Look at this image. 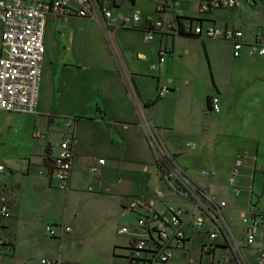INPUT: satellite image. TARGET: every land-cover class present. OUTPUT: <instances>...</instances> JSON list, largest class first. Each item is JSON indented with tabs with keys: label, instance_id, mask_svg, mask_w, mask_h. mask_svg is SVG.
Returning <instances> with one entry per match:
<instances>
[{
	"label": "crops",
	"instance_id": "0c3cea01",
	"mask_svg": "<svg viewBox=\"0 0 264 264\" xmlns=\"http://www.w3.org/2000/svg\"><path fill=\"white\" fill-rule=\"evenodd\" d=\"M131 2L132 5L136 4V0H131ZM152 2L157 18L149 20L168 23L174 21L175 15H177L180 17V20L185 22L191 21L193 25L199 22L201 26L233 27L242 31L243 40L247 44L252 43L258 35L264 36L263 25L250 23V21L257 22L255 9L259 3L264 7V0H260L253 6L244 5L242 8L234 11H214L204 16L198 13L195 0H176L173 9L171 11L165 10L164 12H157L155 10V0H152ZM118 7L119 3L114 0L111 7L113 14ZM135 12L139 13V10ZM165 16L168 18L164 19ZM67 21L68 19L64 20L49 16L45 33L48 25H51L54 31L60 32L63 24L67 23ZM146 21L140 28L142 33V28L145 26ZM118 30L119 28L115 27L113 32L114 39ZM156 35L160 39L158 41L156 39L151 41L154 53L136 52L134 60L125 61L126 70L131 76L135 98L131 97L127 91L123 76L112 54H110L112 60L101 86L103 92L92 101L88 112L83 113L74 109L67 116L68 118L75 119L73 127V166L67 189L62 190L57 188L56 182L50 180L48 176L50 168L46 166V163L51 165L52 158L57 152L62 132H64V123H61L60 126L58 125V128H61L63 131L55 133L45 130L47 135L42 132L41 134L44 135V138L41 139L42 142L37 144L40 148L39 151L35 154L31 148L27 154V158L29 159L24 160L30 163L37 156L36 162L44 168L45 178L49 181L48 186L50 188H57L65 193V202H67L68 198H74V196L97 198L101 203H109L116 212L118 219L124 220L130 215L126 207L137 197H142L153 203L154 208L160 213H163L168 208L177 207L187 211L191 210L192 207L188 202L174 195L167 188L161 171L155 162L157 151L158 153L161 152L166 156L173 157L177 170L197 188L217 200L225 202L226 207L223 210V214L235 239L241 244L244 238L241 214L247 209V205L251 202L252 198L251 185L248 182L243 183V180L250 177L249 171H251L256 152L260 149V141L254 135L246 134L243 131L235 133L231 141L226 140V138H231V135L224 138L226 135L225 128L222 125L223 113L229 105L232 93L236 91L234 89L236 82L233 80V73L225 75L224 79L219 76L218 78L214 77L210 81L209 86L205 82L203 88H200V84L196 79L197 76H192V73L176 75L172 70V65L176 61H181L188 54V51L179 46L177 42V38L186 37L174 35L160 36L158 34L154 36ZM195 37L208 39L198 36L191 38ZM115 43L120 52L121 48L118 46L116 40ZM166 43L170 46V51L164 59L162 69L150 71L149 67L157 61L156 57L159 47ZM225 43L230 45L229 42L225 41ZM245 49L249 58L254 57L255 60H262L264 62V58L250 55L246 47L243 48L242 52ZM43 65L44 58L41 71ZM145 81L150 82H148L150 84L148 90V86H145ZM161 88H166L167 92L154 102ZM197 91L199 95L194 100ZM214 95L220 101V112L218 114L210 112L208 107L209 98ZM150 102L153 103L145 105ZM195 104L198 106L197 117H193V107ZM6 114L12 115L10 113ZM37 114L36 105L33 114L13 115H16V119H19L18 121L20 122L24 121V117L32 116L34 117L33 125L35 127L39 125L40 127ZM213 115L221 116L216 117ZM180 122L184 124H180ZM50 124H52V121ZM20 125L13 124L15 128L13 130L14 133L17 132ZM247 125V121L239 123L240 127L247 128ZM34 132L36 131L31 132V138L34 141H39L33 138ZM192 132L196 134H192ZM54 133L59 134V142L53 139ZM185 135H193L194 138L198 139L197 141L200 144L190 142L178 143L179 137L183 138ZM151 141L154 143H151ZM244 143L252 146V148L245 146ZM100 158L105 159L104 165L99 166L96 174L91 173L93 164ZM41 161H43V164ZM19 166L22 167V164H19ZM129 167L138 169L140 176L145 175L147 179L143 180L139 178L134 181L131 178L132 180H128V172L132 171ZM8 170L7 167L3 181L9 191L11 216L5 223L3 236L13 247V255L10 257L13 258L16 250L15 234L17 233L16 223L18 221L15 202L19 196L18 190L20 187L12 185L14 182L9 177V175H12V172ZM233 171L235 172L234 176H232ZM231 177H233V185L229 183ZM150 181L155 182L151 187L157 186L153 191H151ZM11 186L15 188L14 191ZM161 187L164 188V192L161 190ZM132 190H135L134 197H130L126 203V199L130 196ZM155 190H159L163 194L162 199L155 197ZM233 190H237L238 194L235 195ZM168 196L179 198L183 202V205H187L188 207L168 202L166 200ZM255 207L261 212L257 204H255ZM120 209L122 210L120 211ZM190 222L191 219L185 225L187 240L183 248L172 251L168 264H230V253L226 248L223 238L218 235L213 248L205 252L202 246L208 243L206 231L210 226L207 225L205 230L199 232L192 229ZM121 228L133 230L134 226L129 225ZM8 231H11L10 236L8 235ZM120 235H128L126 244L123 246L114 245L111 249L110 260L105 264H128L125 255L130 235L129 233ZM258 235L259 238L255 240L250 248H242L245 264H258L259 253L262 252L264 254V250L261 249L262 247L259 243V239L264 238L261 230H259ZM118 250L121 252H118ZM253 256H255V261L252 262L251 258ZM58 258L47 259L54 260ZM59 259L64 264H78L67 263L65 260ZM22 264H26V262L24 261Z\"/></svg>",
	"mask_w": 264,
	"mask_h": 264
},
{
	"label": "rangeland",
	"instance_id": "374dc122",
	"mask_svg": "<svg viewBox=\"0 0 264 264\" xmlns=\"http://www.w3.org/2000/svg\"><path fill=\"white\" fill-rule=\"evenodd\" d=\"M116 1L119 7L114 14L130 18L136 10H139L140 15L138 23L131 25L126 22V27H119L115 39L112 35L113 40H116L121 48L122 65L126 69L125 61L134 60L136 52L154 53L151 42L143 43V33L140 28L145 20L157 17L152 0H136L135 5H132L131 0ZM255 10L258 20L250 23H259L264 27L263 5L259 3ZM153 39L158 41L160 38L156 35ZM177 39L179 46L186 49L188 54L172 65L176 75L192 73V76H197L199 87L203 88L205 82L209 86L214 77L219 76L224 79L225 75L233 73L236 91L232 93L229 105L223 113L222 125L226 135L224 138L231 135V138H226L231 141L235 133L243 131L254 135L260 141V149L256 152L249 171L250 177L245 178L243 183H250L251 202L257 204L258 209L264 213V62L255 60L254 57L249 58L246 49L240 57H233L231 44L225 41L196 37ZM44 47V65L40 74L37 99V120L40 127L33 125L32 116L24 117V121L20 122L16 119V115L0 112V162L12 172V175H9L14 182L12 185L20 187L15 202L18 216L15 256L5 257L1 264H22L24 261L26 264H38L42 258L55 257L67 263L105 264L110 260L114 245L126 244L128 235H120L118 231L121 227L129 225L135 227L136 214L130 213L126 219L120 220L109 203H101L97 198L74 196L65 202V193L48 186L49 181L45 178L44 168L36 162L37 156L30 163L24 159H29L27 154L31 148L36 154L40 149L37 144L42 142L34 141L31 132L45 134L48 130L60 132L62 129L58 128V125L70 119L67 116L74 109L83 113L89 111L92 101L103 92L101 86L112 60L111 52L102 25L95 18H69L60 32L54 31L51 25H48ZM148 82L145 81L147 90L150 86ZM198 91L194 100L199 95ZM197 115L198 106L195 104L193 117ZM243 121L248 122L247 128L239 126ZM13 124H21L16 133L13 132L15 129ZM180 124L184 123L180 122ZM192 134L196 133L192 132ZM179 138L178 143L200 144L193 135ZM53 139L59 142V134H55ZM244 145L252 148L246 143ZM103 160L105 162V159ZM41 163L43 164V161ZM19 164H22V167ZM93 168H96L94 170L97 173L99 168L97 160ZM129 168L132 171L128 172V180L147 179L145 175L140 176L138 169ZM154 183L150 181V187ZM11 187L14 191L15 188ZM155 187L157 186H152L151 191L156 189ZM161 190L163 191L164 188L161 187ZM134 192L135 190L130 192L126 203L130 197H134ZM166 200L188 207L174 196H168ZM63 222L70 228V232L64 234L61 239L47 236V227H52L58 233V227ZM10 232L8 231L9 236ZM259 243L264 250L263 237L259 239ZM251 260L255 261V256Z\"/></svg>",
	"mask_w": 264,
	"mask_h": 264
},
{
	"label": "built area",
	"instance_id": "2783aa9c",
	"mask_svg": "<svg viewBox=\"0 0 264 264\" xmlns=\"http://www.w3.org/2000/svg\"><path fill=\"white\" fill-rule=\"evenodd\" d=\"M114 0H0V112L24 115L33 114L38 99V86L41 74V66L45 54L43 38L47 19L54 18H95L100 21L110 52L119 68L127 91L135 98V91L131 82V76L122 65L121 55L115 41L112 38L115 27H126V22L131 25L140 20L138 12L125 18L114 15L111 7ZM176 0H155V10L164 12L172 10ZM260 0H195L198 13L201 16L219 10H237L244 5L253 6ZM113 27V28H109ZM143 31V43H149L154 35L181 36L190 34L208 39L226 41L231 44L232 55L238 58L243 48L248 49L252 56L264 58V36L258 35L252 43H245L241 30L233 27H216L214 25L201 26L198 22L193 25L191 21L180 20L175 15L172 22L147 20ZM170 51L166 43L157 51V61L149 67L150 71L162 69L164 59ZM167 92L161 88L157 96L161 98ZM209 111L218 114L220 112L219 98L214 95L208 101ZM74 120L64 121V132L58 144L55 156L52 158L48 176L56 182L57 188H68L73 166V135ZM33 138L41 140L44 135L34 132ZM151 143H154L151 141ZM155 150H157L155 148ZM161 171L162 178L167 188L176 196L190 204L191 210L183 208H168L163 213L158 212L153 203L142 197L134 198L126 210L137 216L133 230L121 228L118 234H128L130 239L126 246L125 258L128 264H168L173 250L183 248L187 235L185 225L191 219L190 226L196 231H206L208 243L202 246L203 251L208 252L213 248L218 235H220L230 253V264H245V256L242 248H250L259 230L264 236V214L259 212L255 204L249 202L247 209L241 214L243 224V240L241 244L235 239L223 214L225 202L219 201L206 192L197 188L189 179L177 170L173 157L157 151L156 161ZM103 159L97 160V165H104ZM91 169V173L96 174ZM7 172L5 164L0 162V264L5 257L13 255L11 243L3 236L6 221L11 216L10 197L7 187L4 185V175ZM203 175L204 172H202ZM235 172H232V176ZM233 185V177L229 180ZM235 195L237 190H233ZM157 199H162L163 194L159 190L154 191ZM70 232V228L62 223L58 227V233L52 227L46 228V234L50 238H61ZM38 264H64L58 259L42 258ZM258 264H264V254L258 255Z\"/></svg>",
	"mask_w": 264,
	"mask_h": 264
},
{
	"label": "trees",
	"instance_id": "16d2710c",
	"mask_svg": "<svg viewBox=\"0 0 264 264\" xmlns=\"http://www.w3.org/2000/svg\"><path fill=\"white\" fill-rule=\"evenodd\" d=\"M181 36H185V37H194V36H192V35H190V34H182ZM159 99V97L157 96L156 98H155V100H154V102L155 101H157ZM151 103H153V102H150V103H146L145 105H149V104H151ZM209 107V106H208ZM74 120V122H75V119H73ZM46 166L48 167V168H50V165H48L47 163H46Z\"/></svg>",
	"mask_w": 264,
	"mask_h": 264
}]
</instances>
